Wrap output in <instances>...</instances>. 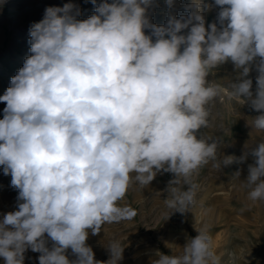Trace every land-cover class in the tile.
<instances>
[{"label":"clouds","instance_id":"obj_1","mask_svg":"<svg viewBox=\"0 0 264 264\" xmlns=\"http://www.w3.org/2000/svg\"><path fill=\"white\" fill-rule=\"evenodd\" d=\"M164 2V25L150 18L156 0H90L87 19L69 2L31 24L30 55L0 96V166L18 191L17 210L0 219L5 264H24L28 249L40 253L39 264H120L121 240L100 262L89 230L133 219L137 211L120 202L158 173L174 175L165 220L189 212L195 177L210 163L222 170L251 156L244 186L251 201L264 200V141L221 160L222 141L201 131L213 126L211 105L225 91L208 77L228 62L239 69L230 98L258 112L251 127L264 131V0H192L179 18L176 0ZM197 232L179 254L160 253L152 264H221L208 226Z\"/></svg>","mask_w":264,"mask_h":264},{"label":"rangeland","instance_id":"obj_2","mask_svg":"<svg viewBox=\"0 0 264 264\" xmlns=\"http://www.w3.org/2000/svg\"><path fill=\"white\" fill-rule=\"evenodd\" d=\"M69 2L79 6V19H87L95 11L90 0H0V96L10 86L11 78L23 66L24 59L30 55L28 40L31 24L43 18L46 7H62ZM156 2L158 7L150 10V18L153 23L161 25L162 20L166 19L163 13L169 9L164 0ZM191 2L192 0H176L175 10L172 11L177 18L188 14L183 6ZM207 2L213 3L214 0ZM162 8L165 11L161 12ZM218 11L219 8L214 7L204 13L206 24L215 20ZM256 76L257 72L253 68L249 75L253 80V91ZM238 77L239 69L235 70L231 62L213 69L208 77L210 81L223 86L225 91L211 105L215 116L213 126L201 131L206 138H219L222 141L218 153L221 160L224 155L239 157L245 148H252L264 141V131L251 127L254 117L259 113L252 110L243 99H233L228 94V86ZM5 106V103L0 102V119L3 118ZM252 163L254 160L249 156L244 164L234 162L222 170L212 169L211 163L202 168L195 177V182L199 185L196 203L190 206L189 212L173 213L167 220L165 214H170L171 210L166 208L164 202L168 197L165 189L174 175L158 173L143 190L134 185L120 203L131 206L137 211V215L131 220L114 223L112 226L110 224V227L103 226L98 235H92L89 230L86 243L94 251L95 260L107 261L110 258L108 245L114 238H121L124 251L120 264H152L160 253L179 254L187 241L198 234L197 230L207 225L213 250L218 256L220 243L225 237L240 235L236 241L229 238L228 244L231 246L221 251V264H264V200L251 201L248 198L250 189L244 186L248 165ZM238 170L239 177L236 176ZM157 193L160 195H156ZM17 195L18 191L11 186V176L4 175L3 166H0V219L6 213L17 210ZM39 255L40 253L28 249L24 254V264H39ZM66 255L70 260L76 259L70 249ZM0 264H5L3 257H0Z\"/></svg>","mask_w":264,"mask_h":264},{"label":"bare ground","instance_id":"obj_3","mask_svg":"<svg viewBox=\"0 0 264 264\" xmlns=\"http://www.w3.org/2000/svg\"><path fill=\"white\" fill-rule=\"evenodd\" d=\"M177 4H178V2H177ZM155 10V9H154ZM165 11V9L164 8H162L160 11L162 12V11ZM175 10V9H174ZM178 10V9H177ZM170 11V10H169ZM169 11H165L163 14H165V16L166 17H164V18H166V19H164V20H162V23H161V25H164L165 23H166V21H167V16H168V13H169ZM172 11V10H171ZM153 12V11H152ZM156 12H158V10L156 11ZM182 14V13H181ZM222 220H224V219H222ZM114 224V223H113ZM110 224H106V225H104L105 227L106 226H109ZM115 225V224H114ZM113 225V226H114ZM111 226H112V224H111ZM110 227V226H109ZM105 230V229H104ZM111 235V234H110ZM113 235V234H112ZM238 236H240L239 234H237V236H227V237H225L222 241H221V243H220V247H219V249H218V251H219V256L220 257H222V250L223 249H227V248H229V246H231V244H228L229 243V238L230 237H232V241H236L237 240V238H238ZM115 237V236H114ZM108 238V237H107ZM113 238V237H112ZM116 239H118V238H116ZM120 240H121V238H119ZM110 240V239H109ZM106 241V240H105ZM122 241V240H121ZM97 245V244H96ZM102 245V244H101ZM108 245V244H107ZM106 245V246H107ZM103 246V245H102ZM103 248V247H102ZM102 248H101V251H103L102 250ZM105 249H107V248H105ZM98 250V249H97ZM94 252V251H93ZM104 252V251H103ZM102 252V253H103ZM99 253H101V252H99ZM105 253V252H104Z\"/></svg>","mask_w":264,"mask_h":264}]
</instances>
